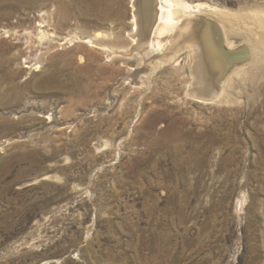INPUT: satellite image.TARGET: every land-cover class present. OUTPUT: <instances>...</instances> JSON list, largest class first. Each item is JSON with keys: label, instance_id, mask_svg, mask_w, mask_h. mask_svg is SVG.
Returning <instances> with one entry per match:
<instances>
[{"label": "rangeland", "instance_id": "1", "mask_svg": "<svg viewBox=\"0 0 264 264\" xmlns=\"http://www.w3.org/2000/svg\"><path fill=\"white\" fill-rule=\"evenodd\" d=\"M31 1L0 19V264H264V0H182L216 81L238 60L215 102L156 0L143 32L136 0Z\"/></svg>", "mask_w": 264, "mask_h": 264}, {"label": "bare ground", "instance_id": "2", "mask_svg": "<svg viewBox=\"0 0 264 264\" xmlns=\"http://www.w3.org/2000/svg\"><path fill=\"white\" fill-rule=\"evenodd\" d=\"M149 2H150V0H136V4H135V5L138 6L139 11H140L139 25L141 24V26H142V22H144V27H141L142 29H140V30H142V32L144 30H147V28L150 26V19H152V17H154V15L151 17V14H150L153 11L151 12L149 10V8H150ZM32 3H33V1H31V0H0V19H2V18H9L18 9H20L21 7L30 8V6H32ZM156 7H157L156 8L157 16L155 15L156 16L155 17L156 25H155V28H154V35L160 38V36L165 35L167 33H170V32H172L175 29V30L178 31V34H179L180 39H182V40H180L181 41L180 43L182 45L184 44L186 46H189L191 49L195 50L194 51V55H193L194 60L192 59L194 61V67H192V68H194V71H193L194 82H193V86L191 87L190 94L192 96H196V97L200 96V97H198L199 99L205 98L207 96H214V98L212 99V100H214L213 102H215V101H222L223 99L221 97L223 96V91H224V88L226 87V84L228 83V80L226 79V77H224V76H226V71H225L226 68L223 66L224 67L223 68L224 69V72L221 73V77H219L220 79L218 81H216V75L219 73L220 69H222V67H220L222 65L219 66V64H217L219 62V60H220V59H218V58H220V56L217 57L215 55V53H218V52L213 53L211 51V49L209 48V46H208V43L210 41H208L209 39L207 40V38H206V34L207 33H206V28H205V22L209 18H207V19L205 18V20H203L204 19L203 18L204 16L203 17H200V18H196L195 17V19H194V16H193L192 19L191 18H187V13L192 12V10L194 9V7H191L190 5L185 4L182 0H156ZM198 7L199 6H196L197 9H198ZM261 12H263V11H261ZM222 13H224V12H222ZM257 21H255V22L257 23ZM244 24H245V22H244ZM222 27L226 29L225 31L227 33H230L232 31V25L231 26H226V27L222 26ZM243 27H244V25H243ZM257 27L259 28L260 31L259 32H256L255 31L256 32V37L259 38L256 41L257 42V45H258L256 47H258V49H259L262 46L264 47V39H263V36H264L263 34L264 33L261 32L262 30L264 31V24H263V22L262 21H259ZM151 35H152V33H151ZM176 36H177V34H176ZM96 37H99V35L96 34ZM141 37H142V34H141ZM240 38H242V37H240ZM239 40H241V39H239ZM159 41L158 40H155V42H153V46L160 47V42ZM84 42L87 43V44H89L90 46H94L92 40H89L88 39V40H85ZM228 43L229 42H227V45H229ZM192 44H195V46H193ZM233 45H234V43H233ZM185 50H186V48H185ZM213 50H215L214 47H213ZM243 51H244V49H243ZM247 51H249V50H247ZM244 56H246V54ZM154 58H155V56H154ZM236 61H238V60H236ZM256 63H257V61H256ZM240 67L241 66L234 67V69L236 68L235 69V72H237L238 70H241ZM1 68H2V64L0 63V69ZM226 70H228V69H226ZM1 77L3 78V77H8V76H6L4 74V75H1ZM222 82H223V84L220 85V86H222L221 87V90L218 92L219 83H222ZM215 98H216V100H215ZM219 98H221V99L219 100ZM198 102H200V101H198ZM207 104H210V103H207ZM238 203H239V206L237 205L236 207L237 208L239 207V209L242 210L241 207H242V205L244 203V200H242V199L241 200H238Z\"/></svg>", "mask_w": 264, "mask_h": 264}, {"label": "water", "instance_id": "3", "mask_svg": "<svg viewBox=\"0 0 264 264\" xmlns=\"http://www.w3.org/2000/svg\"><path fill=\"white\" fill-rule=\"evenodd\" d=\"M219 50L221 51V52H219L220 55H223V56L225 57V58H221V59H223V66H225L226 69H227V67H226V63H228V64H227L228 67H230V66L236 64V60H237V59L234 60V58L236 57V56L234 57V54L231 53V54H229V55H226V49L222 48V46L219 47ZM227 53H228V52H227ZM230 55H231V56H230ZM226 56H227V57L230 56V57L226 59ZM231 57H232V58H231ZM218 59H220V58H218ZM198 97H200V96H198ZM213 98H214V96H207V97H205V98H202V100L211 101Z\"/></svg>", "mask_w": 264, "mask_h": 264}]
</instances>
